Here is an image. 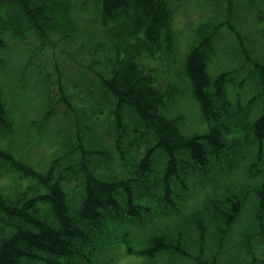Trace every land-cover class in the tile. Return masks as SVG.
Wrapping results in <instances>:
<instances>
[{
    "label": "trees",
    "instance_id": "16d2710c",
    "mask_svg": "<svg viewBox=\"0 0 264 264\" xmlns=\"http://www.w3.org/2000/svg\"><path fill=\"white\" fill-rule=\"evenodd\" d=\"M82 1L0 0V264H98L112 245L124 241L122 237L110 238L116 225L124 220L138 225L154 208L177 216L189 199H195V187L203 189L217 176L233 175L249 156L244 155L246 148L252 154L250 164L256 165L249 172L251 178L262 173L259 148L264 146V48L249 45L254 53H243L239 48L252 39L264 42V29L259 36L240 35L234 12L240 11L238 0H196L197 5H215L223 16L195 26L183 46L174 17L175 7L186 0H86L96 5L97 44L76 25V15L80 17L85 11L86 2ZM246 1L251 3L242 0L243 4ZM253 12L257 13L255 9ZM258 17L257 23L264 20L260 14ZM223 30L229 34L235 55L239 53L244 61L239 63L249 65V80L238 82L239 88L248 84L253 91L246 107L240 105L235 86L244 67L210 73ZM55 37L64 41L63 47L81 37L87 40L83 44L79 41L71 53L62 50L69 68L48 72L37 65L31 79L27 70L46 48L54 54ZM29 38L39 41L31 53L24 48ZM9 44L21 49V72L27 75L19 76L16 67L12 68L8 51L13 47ZM234 59L230 55V60ZM176 60L179 63L173 64ZM171 66L179 67L178 74L165 77V69ZM4 75L11 82L16 78L17 90L1 83ZM28 78L42 103L44 120L56 114L76 122L80 117L96 122L103 119L108 133L119 123L123 130L132 125L133 143L113 137L121 157L126 151L127 164L133 162L132 174L125 179L105 180L92 172L89 158L100 155L110 139L101 131L96 140L91 134L86 139L77 137L68 154L78 155V163L62 167L56 159L46 168L30 163L10 141L17 119L12 103L25 101L27 83L23 81ZM184 101L193 104L189 108H197L201 131L189 126L186 134L180 130L184 121L172 114L171 108ZM252 103L258 107L255 118L251 116L253 109H247ZM210 113L219 119L209 121ZM242 114L245 117L241 118ZM235 121L237 127L232 128ZM235 133L240 137L238 143ZM94 144L105 146L94 151ZM141 148L144 155L139 159ZM253 149L257 150L254 155ZM4 177L10 179L9 185L1 184ZM263 179L252 180L258 183L250 185L241 176L226 187L216 185L220 192L191 213L190 222L180 221L176 236L181 230L185 234L187 224L191 226L188 232L196 235L202 255V262L197 264H218L219 258L223 261L224 250L211 238L213 243L207 241L204 222L221 240L224 227L240 218L247 202L253 206L255 228L248 230L246 238L257 233L264 238V197L257 195L264 192ZM175 237L167 232L151 234L140 254L149 260L167 253L176 258L189 254ZM127 252L133 251L127 247ZM255 260L252 257L247 264Z\"/></svg>",
    "mask_w": 264,
    "mask_h": 264
},
{
    "label": "rangeland",
    "instance_id": "374dc122",
    "mask_svg": "<svg viewBox=\"0 0 264 264\" xmlns=\"http://www.w3.org/2000/svg\"><path fill=\"white\" fill-rule=\"evenodd\" d=\"M81 1V0H79ZM251 3L246 1L244 4L242 0H238L241 4L240 11L236 14L235 25L236 28L239 29L240 35L245 37L244 34H249L251 36L258 35L261 30L264 29V20H260L258 23L256 22V18L260 14V16L264 19V0H250ZM86 2V5L83 6L85 11L81 12L80 17L78 14L76 15V25L78 27L84 29L87 33V37L92 42L98 43L99 34L97 28L99 27L97 21L96 14V5L92 3L90 5L89 1ZM243 4V5H242ZM254 4V5H252ZM87 7V9H86ZM244 8L245 10H242ZM254 9L257 13L253 12ZM176 15H175V23L176 28L180 32L181 35V46H183L184 41L190 40V34L192 29L196 26H200L205 24V22L210 21H218L222 18L223 12L217 9L215 5H197L196 0H186L182 5L175 7ZM259 12V14H258ZM240 13V14H238ZM239 17V18H238ZM86 38L77 39V42L67 43L68 47H63L64 41L58 40L57 37L54 38L55 48L54 54L51 53L50 48H46L43 52L37 54L36 58L33 61V67L30 70H27L28 77L31 79L35 78V70L37 65H41L46 71L54 72L56 68L62 70V67L69 68V63L67 62L66 56L62 53V50H68L70 53L75 50L79 41H86ZM12 43V42H11ZM65 44V43H64ZM87 44V43H85ZM70 45V46H69ZM9 46L13 47L12 52H10L8 48V58L13 63L12 68L16 67L17 75H27L26 72L22 73V67L24 66V55L21 52V49L17 47L15 44H9ZM39 46V41L34 38L28 39V44L24 47L29 51V53L34 52V49ZM73 55V54H72ZM230 55L234 56V60H230ZM235 55V49L232 46V41L229 39V34L226 31L221 32V36L216 44V58L210 64V73L212 75L218 74L220 71H228L232 70V68H242V74L238 76V81L235 80V86L237 87L238 93L240 94V105L242 107H246L245 104L248 102L251 97L253 91H251V85L241 86L239 88L238 82L241 79L249 80V65L248 63H239L242 61L241 57ZM152 64H154V60H151ZM179 63V61H174L173 64ZM244 62V61H242ZM179 67H169L164 71V76H172L173 73L178 74ZM1 83L6 84L11 90L15 91L18 88L19 82H16V78H13L11 82L7 75L1 77ZM160 81L167 85L168 82L166 80ZM26 85L27 83V95L25 101L17 104H13V115L17 118L14 124V138L10 141L12 145L16 147L24 157L28 159L30 163L37 167H45L50 164L52 160H58L62 167H65L66 164L71 165L73 163H78V155H69L68 152L72 147L77 144V137L86 139L90 138V134L94 137L93 140L98 138L99 132H104L107 136H110L109 141H105L106 148L102 151L100 155H96L93 160L89 158L90 169L92 172L96 173V175L105 180H120L125 179L128 175L132 174L131 166L133 162L127 164L128 161V153L124 151L123 157H121V151L118 152L116 145L113 143V137L121 136L125 141L132 142L135 140V136L133 134L132 125H128L126 127H122V124L119 123L114 130L110 128L109 133L107 131L106 122L101 119L99 122L88 120L87 118L80 117L78 122L74 121L72 117H61L62 115L56 114L49 120H44V110L42 107V103L38 96V93L33 92L32 90V82L29 78L26 81H23ZM22 82V83H23ZM16 83V84H15ZM15 84V85H14ZM11 85V86H9ZM180 88H182L180 86ZM231 99L233 96L231 95ZM255 103H252V108H247L252 110L251 116L255 118L257 114V108L254 106ZM192 106L193 104L190 103ZM61 108L62 105H61ZM173 108V109H172ZM171 108V113L179 115L180 118L184 121L180 125V130L182 133L189 132L186 126L193 127V131H201L202 123L197 117V108L188 107V104L185 101L177 102ZM196 109V110H195ZM17 115V117H16ZM103 117V115H101ZM245 117V114L241 115V118ZM72 118V119H71ZM134 119H130V123L132 124ZM238 121H235L232 124V128L237 127ZM77 126H80L77 131ZM90 126V129H89ZM184 131V132H183ZM119 132V133H117ZM207 132V130L205 131ZM26 133V134H24ZM117 133V134H116ZM76 137L73 139L74 135ZM236 134V133H235ZM236 134L235 139L238 140L240 137ZM106 136V135H105ZM114 137V138H115ZM18 140L16 141V139ZM228 138V137H227ZM106 139V137H105ZM80 142V140H78ZM94 142V141H93ZM133 143V142H132ZM105 145H97L94 144L92 149L102 150ZM244 155L248 156L247 160L233 172L231 176H217L214 180L210 181L209 186L205 188L195 187L194 189L195 196L194 200L189 199L187 204L182 209L181 213L178 215H166L162 212L161 209L154 208L152 210V214L147 216L148 219L143 220L140 224H133L129 220H124V222L119 223L113 228L110 233V238L116 239L118 237L124 238L123 242H117L116 244L111 246V249L106 252V254L99 259L98 264H179L178 261L183 264H197L202 262V255L198 253L197 242L195 241L196 235L192 232H188L191 230V226L187 224V229L183 231L181 230V235L176 236L177 232L175 229L177 226L182 225L181 220L185 223L191 221L190 215L196 209L203 206V202L210 198L214 197V195L220 192V189L216 186H228L234 180L238 181V177L244 176L247 180V183L257 184L258 182L252 180H260L261 177L264 176V146L263 151H261V175L254 176L251 178L249 174L250 170H253L256 165L252 167L251 163L252 157H250L251 152L248 148H246ZM260 150V148H259ZM141 153L139 159L144 155L143 149H139ZM257 152V150L253 149V155ZM263 153V155H262ZM228 175V174H227ZM211 176H214L211 174ZM264 181V179L262 180ZM10 179L2 178V185H9ZM74 182L71 183V186ZM258 196L264 197V192L257 193ZM253 197V196H252ZM254 198V197H253ZM155 206V204H154ZM254 210L252 204L247 202L244 205V209L241 212L240 218L231 226L224 227V237L219 240L217 237L215 230L211 229L209 224L205 221L204 225H206L207 230L206 233L207 241L209 243H213L214 240L217 244H220V247L223 251V261L221 258L218 259V264H247L250 259L256 258V264H262V260H264V238L262 239L257 233L255 236L250 239L246 238V235L250 234L248 232L251 227L255 228L254 224ZM163 232H167L170 235L175 237L174 239L179 242V245L184 246L189 254L184 255L183 257L176 258V256L167 253L166 255H161L156 257L155 260L147 259L143 254H140L141 250L144 248L146 244V239L151 234H161ZM185 237V240H182V237ZM179 237V238H177ZM212 240H211V239ZM182 241V244H181ZM246 245V248H244ZM127 247L132 249L133 252L128 253ZM231 259V260H230ZM168 261H170L168 263ZM174 261V262H173ZM173 262V263H172ZM254 262V263H255ZM253 263V264H254Z\"/></svg>",
    "mask_w": 264,
    "mask_h": 264
},
{
    "label": "bare ground",
    "instance_id": "6f19581e",
    "mask_svg": "<svg viewBox=\"0 0 264 264\" xmlns=\"http://www.w3.org/2000/svg\"><path fill=\"white\" fill-rule=\"evenodd\" d=\"M99 4H100V2H99ZM98 4V5H99ZM249 45H253V46H255V47H257V48H259L260 50H262L263 48H264V42L262 41V40H260V39H252L251 41H250V44H248V45H244V46H242V47H240L239 48V50L241 51V52H243V53H254L253 51H254V49L251 47V46H249ZM161 47L163 46L162 44L160 45ZM153 51H156L154 48H153ZM158 53V52H157ZM17 73V72H16ZM190 103L188 102V105H189ZM215 110H217V108L215 109ZM217 112V114H218V111H216ZM217 114H215V117H213V115L210 113V116L209 117H207V119L210 121V120H212V119H219V117L217 116ZM199 119V118H198ZM213 121V120H212ZM260 150L261 151H263V148H260Z\"/></svg>",
    "mask_w": 264,
    "mask_h": 264
}]
</instances>
